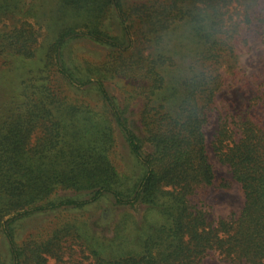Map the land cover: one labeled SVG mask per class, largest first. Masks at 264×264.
<instances>
[{
	"label": "trees",
	"instance_id": "obj_1",
	"mask_svg": "<svg viewBox=\"0 0 264 264\" xmlns=\"http://www.w3.org/2000/svg\"><path fill=\"white\" fill-rule=\"evenodd\" d=\"M63 1L77 12L44 65L0 101V236L10 253L0 264H46V253L63 264L70 250L83 254L76 264H205L211 253L264 264V82L254 77L251 90L218 104L249 82L244 49H264V0ZM31 11L28 0H0V75L8 55L38 54ZM81 38L107 49L102 63L77 55ZM210 123V145L245 194L227 218L195 198L216 183ZM120 138L129 161L117 156ZM93 204L116 216L112 235L77 217L19 244L26 218ZM141 205V217L127 210Z\"/></svg>",
	"mask_w": 264,
	"mask_h": 264
},
{
	"label": "rangeland",
	"instance_id": "obj_2",
	"mask_svg": "<svg viewBox=\"0 0 264 264\" xmlns=\"http://www.w3.org/2000/svg\"><path fill=\"white\" fill-rule=\"evenodd\" d=\"M130 1L141 2L145 0ZM28 2L31 3L32 8V16H30L32 29L35 31L39 42L34 43V49L38 54H36V56L28 57L21 55L9 57L8 55L10 64L1 68L0 101L7 99L14 94L17 95L20 91L21 81L37 72L44 65V59L47 55L45 53L49 46L53 43L56 36L59 34L61 26L66 24V22L69 21L70 18H72V16H74L77 12L76 6L66 4L63 0H28ZM105 23L111 30H117V32L119 31L115 18H107ZM71 45L74 46L75 52L78 56L81 58H88L94 62L102 63L107 55V49L95 43L91 39H77L73 41ZM241 67L242 76L244 77L242 79V83H244L245 79L249 80V82L244 85L242 90H240V82L237 83V88L233 87L226 89V92L221 94L218 98L219 105L230 98L236 99L239 91H242L243 93L246 89L251 90L254 77H258V82H264V49H257L256 46L254 48L244 49ZM229 80H231V78H229ZM122 85H124V83H122ZM110 89L114 94L119 96L122 95V88L115 86L114 83L110 84ZM141 107V100L135 99L131 105L130 115L136 120L137 125L135 122L134 123L138 132L143 135V130L138 127L139 121H137ZM214 128V123H210L209 128L207 129V134L209 151L216 170V183L210 188V190H207V192L202 191L195 198L197 199L196 201H198V199H204V201L200 202V204L203 203V205L210 210L211 216L218 219L221 217L227 218L234 214H239L245 203V194L241 184L233 178L229 165L222 163L216 157L213 148L210 145L213 138ZM119 143L120 152L117 156L123 160L124 158L127 160L128 157L124 151L125 145L122 142V138H120ZM120 162L124 165L123 161ZM69 193L71 194L72 192ZM106 203L107 202L104 201L103 205L106 206ZM144 208L145 207L141 205L137 207H130L127 210H130L137 214L138 217H141L144 214ZM104 210L105 207L103 208L101 205L93 204L84 210L81 209V211L79 209H68V211H65L64 213L60 211L37 213L17 224L16 233L19 244H22L28 239L38 241L44 240L52 234L53 230L60 225V222L74 220L77 217L88 221L92 228L98 230V232L110 236L112 235L110 224L114 221L116 216L111 215L105 216L108 218H102L101 215ZM0 254H2L3 258L10 261L9 248L4 236H0ZM44 255L47 259L45 262L46 264H60L58 257H56L58 256L57 254H54L55 256L47 253ZM82 256V253L70 250L65 254L68 261H63V264H76L75 260H78ZM34 262L35 260L31 258L28 264H34ZM84 262L87 263L88 258L85 259ZM205 264L225 263L220 262L218 256L211 253L206 257Z\"/></svg>",
	"mask_w": 264,
	"mask_h": 264
}]
</instances>
